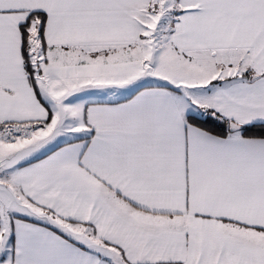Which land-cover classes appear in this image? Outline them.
<instances>
[{"label":"snow or ice","instance_id":"obj_1","mask_svg":"<svg viewBox=\"0 0 264 264\" xmlns=\"http://www.w3.org/2000/svg\"><path fill=\"white\" fill-rule=\"evenodd\" d=\"M0 264H264V0H0Z\"/></svg>","mask_w":264,"mask_h":264}]
</instances>
